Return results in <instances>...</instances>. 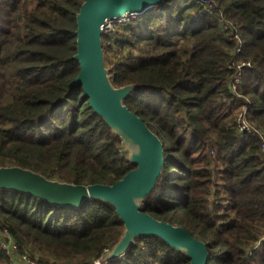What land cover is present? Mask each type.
<instances>
[{"label": "trees", "instance_id": "trees-1", "mask_svg": "<svg viewBox=\"0 0 264 264\" xmlns=\"http://www.w3.org/2000/svg\"><path fill=\"white\" fill-rule=\"evenodd\" d=\"M85 1L0 0V167L112 186L136 166L82 88L71 86L80 73L73 56ZM214 2L210 10L197 0H165L103 35L105 66L116 88L136 86L125 105L164 145L161 178L141 211L204 242L208 264H264L262 142L239 131L247 119L264 132V0ZM221 14L239 29L241 59L251 62L236 93L237 42ZM0 229L32 258L93 264L124 224L101 200L65 209L0 190ZM0 264H7L1 247ZM104 264L190 260L149 237Z\"/></svg>", "mask_w": 264, "mask_h": 264}, {"label": "water", "instance_id": "water-1", "mask_svg": "<svg viewBox=\"0 0 264 264\" xmlns=\"http://www.w3.org/2000/svg\"><path fill=\"white\" fill-rule=\"evenodd\" d=\"M165 0H86L77 14L76 54L73 60L80 73L71 86H80L89 105L118 136L128 155L130 171L118 183L75 185L50 180L18 166L0 167V190L25 193L56 207L77 209L88 200L111 204L124 224V231L110 252L102 258L108 263L125 255L140 238L157 237L187 256L190 264H208L207 245L186 229L154 219L141 211L155 191L164 168V145L145 121L132 113L125 100L135 85L116 88L105 66L103 28L112 20L158 7Z\"/></svg>", "mask_w": 264, "mask_h": 264}, {"label": "built area", "instance_id": "built-area-1", "mask_svg": "<svg viewBox=\"0 0 264 264\" xmlns=\"http://www.w3.org/2000/svg\"><path fill=\"white\" fill-rule=\"evenodd\" d=\"M204 6H207L210 10L216 9L217 4L214 2V0H197ZM139 15L132 14L125 16L124 18L115 19L112 21H109L103 28V35H109L116 31L117 28L120 26L125 25L129 20L135 19ZM221 26L224 30L230 31L233 35L234 39L237 42V48L235 50V59H234V68L237 72V75L232 79L231 81V90L233 93H236L238 91V88L241 86V76L240 73L243 69L251 67V62L249 61H243L241 59V54L243 53V42L240 36L239 29L233 25L231 22H228L224 19V17L221 14L220 18ZM246 114V110L244 112ZM239 131L242 134H250L257 136L262 144H261V151L264 153V132L261 130L254 129L249 121L247 119H243L242 123L239 127ZM258 245V244H257ZM0 247L4 251L6 257H7V264H43L39 263L38 260L33 259L32 257L22 254L14 241L13 237L10 235V233L7 230L0 229ZM108 254V251L106 250L103 254V256L94 261L93 264H104L102 263V258ZM46 264H57V263H46Z\"/></svg>", "mask_w": 264, "mask_h": 264}, {"label": "rangeland", "instance_id": "rangeland-1", "mask_svg": "<svg viewBox=\"0 0 264 264\" xmlns=\"http://www.w3.org/2000/svg\"><path fill=\"white\" fill-rule=\"evenodd\" d=\"M137 18V17H136ZM135 18V19H136ZM134 20V19H133ZM36 258H33V259H36L39 261V263H43V264H46V263H57V264H65L64 262H61V260H57V259H54L53 257H51L50 255H45V256H41L42 258L40 259L39 256H35ZM40 259V260H39ZM75 264H78V263H75Z\"/></svg>", "mask_w": 264, "mask_h": 264}, {"label": "crops", "instance_id": "crops-1", "mask_svg": "<svg viewBox=\"0 0 264 264\" xmlns=\"http://www.w3.org/2000/svg\"><path fill=\"white\" fill-rule=\"evenodd\" d=\"M43 256H45V255H43Z\"/></svg>", "mask_w": 264, "mask_h": 264}]
</instances>
